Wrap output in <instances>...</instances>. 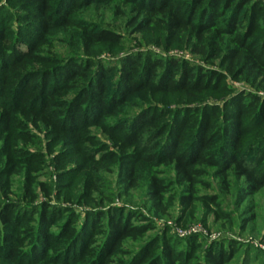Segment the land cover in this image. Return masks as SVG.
Listing matches in <instances>:
<instances>
[{"label": "trees", "instance_id": "1", "mask_svg": "<svg viewBox=\"0 0 264 264\" xmlns=\"http://www.w3.org/2000/svg\"><path fill=\"white\" fill-rule=\"evenodd\" d=\"M6 1L8 5L0 4V158L5 159L0 180L32 159L31 153L12 144L11 137L26 138L22 129L27 122H43L65 143L74 144L93 125L128 149L132 162L123 175L127 189L137 186L138 163L148 164L147 193L157 211L168 189L158 176L161 166L172 171L185 192L180 196L185 210L198 199L197 187L206 184L202 177L208 168L226 187L231 178L242 181L244 195L264 188V97L245 90L235 93L225 81L230 75L264 89V38L254 37L264 9L260 0H121L129 7L136 32L156 29V45L188 48L207 61L219 60L225 73L146 53L127 56L114 73L113 67L108 69L92 57L96 47L117 44L116 33L92 30L72 17L80 7L103 0ZM115 8L126 14L119 5ZM11 18L19 22L17 30L11 28ZM55 30H76L85 56L49 68L37 66L38 45ZM111 77H117L116 88L111 87ZM138 96L150 102L148 110L135 118L120 117L121 109L133 105ZM209 98L220 99L221 104H211ZM111 159L112 154L77 156V171L87 175V187H94V174ZM8 187V180L0 184V227L19 235L6 233L0 262L18 264L26 256L25 241L37 253L41 247L35 245L36 239L44 244L52 239L43 227L52 223L54 213L41 209L38 228L30 226L36 221L26 216L30 211L22 214L7 203ZM25 189L27 196L32 194L30 181ZM105 216L106 222H100ZM134 219L136 214L118 209L95 212L91 229L103 236L96 245L100 261L88 259L85 264L111 263L126 241L136 242L152 228ZM74 230L67 225L62 240L76 239ZM179 245L178 240L148 239L116 264H195V250ZM216 247L205 251L204 264H227L236 253L234 246L227 251ZM95 250L91 249V257Z\"/></svg>", "mask_w": 264, "mask_h": 264}, {"label": "rangeland", "instance_id": "2", "mask_svg": "<svg viewBox=\"0 0 264 264\" xmlns=\"http://www.w3.org/2000/svg\"><path fill=\"white\" fill-rule=\"evenodd\" d=\"M6 3V0H0V4L8 5ZM116 5L126 14L117 13ZM11 12L13 13L14 9H11ZM72 17L84 22L92 30H110L116 33L118 43L96 47V53L92 57L95 62L108 69L113 67L114 73L120 70L127 56L142 53L153 57L183 60L207 71L225 73L219 60L207 61L188 48L165 49L156 45V29L136 32V27L130 25L133 16L129 13V7L123 6L121 0H103L82 6L72 13ZM18 24L15 18L10 19L12 29L17 30ZM76 33V30L68 33L55 30L45 35L36 51L41 58L40 63L36 65L49 68L67 62L71 57L81 60L85 55L80 47V38L74 35ZM254 37L264 38V9L257 19ZM225 81L235 93L245 90L264 97V89L254 87L249 80L234 79L227 75ZM110 82L111 87L116 88L117 77H111ZM208 102L221 104V100L215 98H209ZM149 103L147 99L138 96L133 105L121 109L119 116L135 118L148 110ZM22 130L27 132V137L13 135L11 142L17 145L20 152L31 153L32 159H29L28 164H21L16 174L0 180V184H4L6 180L9 182V193L5 199L7 203L15 205L22 214L30 211L26 216H33L36 220L29 223L30 226L38 228L39 211L45 207L48 212H53L54 216L50 219L52 223L43 227L46 232L52 234V239L45 244L36 239L35 245L41 247L37 253H33L32 245L25 241L23 249L26 256L22 257L18 264H85L88 259L100 261V249H96V245L101 242L103 236L91 229V218L95 212L113 213L115 209L136 214V224L148 223L152 228L138 241H126L123 251L108 264L127 259L125 252L133 254L141 243L153 238L178 240L179 248L194 249L197 256L193 259L195 264H204L205 251L217 245L225 251L229 246H234L236 253L227 264H264V188L252 195H244L242 181L231 178L230 186L226 187L214 175L213 169L208 168V174L202 177L206 184H199L197 187L198 199L193 202L191 209L185 210L180 204V196L185 192L174 181L172 171L161 166L158 168V176L165 180L168 189L161 210L157 211L147 193L150 166L138 163V167V164H135L138 167V183L136 187L127 189L123 175L132 162L130 151H124L99 126L90 125L89 129L82 133L83 138H79L74 144L55 138L51 129L43 122H27L26 128ZM1 145L2 143L0 147ZM74 152L79 155L96 154V158L101 154H112L110 162H104L96 173L93 171V188L87 187V175L77 171L75 160L79 155L74 157ZM4 160L0 158V168L4 165ZM28 181L31 182L32 190L29 196L25 189ZM100 222L105 223L106 216L101 218ZM67 225L75 228L77 236L70 242L62 240ZM21 226L26 225L22 223ZM180 231L185 234L180 235ZM6 233L19 235V232H10L5 228L2 230L0 227L1 256L5 253ZM92 240H95V243ZM12 242L10 244H15ZM91 249H96L93 257ZM0 264L10 263L1 261Z\"/></svg>", "mask_w": 264, "mask_h": 264}, {"label": "built area", "instance_id": "3", "mask_svg": "<svg viewBox=\"0 0 264 264\" xmlns=\"http://www.w3.org/2000/svg\"><path fill=\"white\" fill-rule=\"evenodd\" d=\"M260 1H262L263 2V4H264V0H260ZM185 234V232L184 231H180V235H184Z\"/></svg>", "mask_w": 264, "mask_h": 264}]
</instances>
